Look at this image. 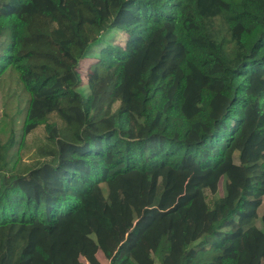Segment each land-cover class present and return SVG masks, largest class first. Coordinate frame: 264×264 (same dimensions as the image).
<instances>
[{"label": "trees", "instance_id": "1", "mask_svg": "<svg viewBox=\"0 0 264 264\" xmlns=\"http://www.w3.org/2000/svg\"><path fill=\"white\" fill-rule=\"evenodd\" d=\"M11 71L0 264H264V0H0Z\"/></svg>", "mask_w": 264, "mask_h": 264}, {"label": "rangeland", "instance_id": "2", "mask_svg": "<svg viewBox=\"0 0 264 264\" xmlns=\"http://www.w3.org/2000/svg\"><path fill=\"white\" fill-rule=\"evenodd\" d=\"M109 41H114L115 43L119 44L120 46H124L126 41V37L123 34H114ZM107 41V42H109ZM98 42V41H97ZM96 42V43H97ZM96 43L94 45H96ZM98 46L95 48L97 49ZM94 62L93 58H86L79 62L77 67V71L80 76V84H78L76 91L81 93L84 96H87L89 91L86 86L87 84V69L88 67ZM15 72V71H14ZM13 71L4 76L2 80V86L0 87V139L2 140L4 146V152L7 154L8 152H12L14 150L13 146L19 140V133L21 130V126L23 124V113L24 108L26 106V100L23 95V90L21 89L22 86L20 83H17V73L15 74ZM23 159L25 161L30 159V153L28 150L25 152L23 151ZM10 167H4L2 172L4 173V177L8 173ZM224 193V185L220 183L219 185V194L223 195ZM93 240L94 238L91 237ZM92 239L86 240L81 248V251H86L84 247L88 249L90 243H92ZM68 251V250H67ZM66 251V252H67ZM73 251V252H72ZM89 250H87L88 252ZM69 253L77 255V252L74 250H69Z\"/></svg>", "mask_w": 264, "mask_h": 264}, {"label": "crops", "instance_id": "3", "mask_svg": "<svg viewBox=\"0 0 264 264\" xmlns=\"http://www.w3.org/2000/svg\"><path fill=\"white\" fill-rule=\"evenodd\" d=\"M96 258L100 264H109V261L104 257V255L100 251L96 253Z\"/></svg>", "mask_w": 264, "mask_h": 264}]
</instances>
